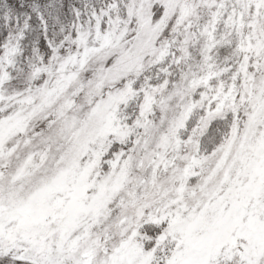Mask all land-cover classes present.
Returning a JSON list of instances; mask_svg holds the SVG:
<instances>
[{"label":"snow or ice","instance_id":"snow-or-ice-1","mask_svg":"<svg viewBox=\"0 0 264 264\" xmlns=\"http://www.w3.org/2000/svg\"><path fill=\"white\" fill-rule=\"evenodd\" d=\"M0 264H264V0H0Z\"/></svg>","mask_w":264,"mask_h":264}]
</instances>
